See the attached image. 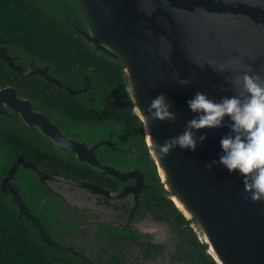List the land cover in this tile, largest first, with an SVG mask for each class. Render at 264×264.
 <instances>
[{
	"label": "water",
	"instance_id": "obj_1",
	"mask_svg": "<svg viewBox=\"0 0 264 264\" xmlns=\"http://www.w3.org/2000/svg\"><path fill=\"white\" fill-rule=\"evenodd\" d=\"M76 1L87 27V32H81L86 42L123 64L138 117L151 126L146 136L150 156L176 208L192 221L217 264H264V201L245 199L239 176L216 165L206 169L222 154L220 140L229 134L230 121L226 119L221 128L195 132L198 141L201 135L207 136L195 152L175 148L161 159L156 150L157 144L183 133L193 119L187 101L195 93L203 92L219 102L237 94L230 80L243 75V70L251 68L250 74L264 76V0ZM180 79L191 82L183 85ZM160 94L172 105L174 123L147 119L151 100ZM8 95L15 99L11 109L29 126H36L32 106L11 91L0 92V102ZM0 115H7L1 107ZM72 148L99 172L120 181L136 179L139 190L146 188L140 172L101 166L96 158L84 156L82 145L74 143ZM21 164L40 181L46 179L20 158L3 185L8 186ZM11 192L19 200L18 193Z\"/></svg>",
	"mask_w": 264,
	"mask_h": 264
},
{
	"label": "flooded vegetation",
	"instance_id": "obj_2",
	"mask_svg": "<svg viewBox=\"0 0 264 264\" xmlns=\"http://www.w3.org/2000/svg\"><path fill=\"white\" fill-rule=\"evenodd\" d=\"M3 26L1 19L0 92L11 91L28 107L32 106L37 125L29 126L20 113L11 109L14 98L8 95L0 102L7 113L0 115V124L18 127L19 147L28 142L34 159L29 160L24 153L13 154L16 160L1 181L0 189L3 192L6 188L4 194L11 196L20 216L36 230L40 243L54 252L74 256L81 264H212L215 260L208 246L199 240L192 221L185 218L189 223H183L165 201H160V205L152 199L150 192L154 187L147 182L145 172L136 168L120 171L117 167L120 161L114 153L131 156L144 164L143 160L150 156L145 133L133 132L132 122H127L123 114L120 116L123 121L112 118L105 130L104 104H98V111L93 113L89 102L80 109V104L74 102L88 94L90 87L85 85V77L57 71V66L36 49L12 43V35ZM83 31L87 32V28L79 30L81 36ZM92 96L87 95L85 100ZM1 128L0 137L8 134L7 129ZM74 143L82 145L86 149L84 156L96 158L101 166L122 173L140 172L146 188L139 190L141 186L137 187L136 179L120 181L99 172L79 159L72 148ZM0 150L6 156L11 155L6 144L1 143ZM20 158L46 176L44 181L35 177L44 188L39 201L40 214L29 206L22 193L19 175L23 170L31 174L23 164L18 166L8 186L3 185Z\"/></svg>",
	"mask_w": 264,
	"mask_h": 264
},
{
	"label": "trees",
	"instance_id": "obj_3",
	"mask_svg": "<svg viewBox=\"0 0 264 264\" xmlns=\"http://www.w3.org/2000/svg\"><path fill=\"white\" fill-rule=\"evenodd\" d=\"M1 19L4 29L12 35V43L36 49L40 55L54 63L59 72H74L85 77L83 81L90 89L88 94L74 99L75 103L80 104L79 109L82 104L89 102V109L96 113L98 104H104L102 109L105 117L102 123L105 130L109 128L110 120L118 117L123 121L120 117L123 114L127 122H132V131L143 135L141 120L132 115L134 103L130 93L126 91L128 88L123 64L95 50L81 36L79 30H85L87 27L76 0H0V22ZM88 67L92 70H88ZM87 95H93L92 99L85 100ZM2 128L7 129L8 134L1 135L0 142L8 146L11 155L6 156L0 150V183L7 175L11 163L16 160L13 154L24 153L29 160H34L30 151L32 146L28 142L24 141V147H19L21 134L18 127L9 125ZM114 156L119 158L120 166L117 167L120 171L135 168L144 171L147 182L154 187L150 192L152 199L158 203L165 201L176 217L185 224L189 223L169 198L150 156H146L144 164L124 154L114 153ZM111 180L116 181L113 178ZM19 182L29 206L40 214L39 201L44 194V188L25 170L21 171ZM190 231L193 232L192 229ZM194 238L197 240V236ZM0 264L81 263L72 255L54 252L40 243L36 230L20 216L19 208L11 196L4 194L0 189ZM212 264L216 262L212 260Z\"/></svg>",
	"mask_w": 264,
	"mask_h": 264
},
{
	"label": "clouds",
	"instance_id": "obj_4",
	"mask_svg": "<svg viewBox=\"0 0 264 264\" xmlns=\"http://www.w3.org/2000/svg\"><path fill=\"white\" fill-rule=\"evenodd\" d=\"M243 72V75L230 80L236 95L225 96L217 102L203 92L195 93L187 101L189 110L194 114L193 119L188 121L183 133L157 144L156 150L161 159L175 148L195 152L199 143L207 139L206 135H201L198 141L195 132L224 127L225 120H229L230 132L220 140L222 154L218 160L206 165V169L211 171L216 165L230 175L239 176L247 193L245 199L258 203L264 201V76L250 74L253 72L251 68ZM179 82L187 85L191 81L180 79ZM126 91L131 92L130 89ZM171 108L167 96L160 94L151 100L147 119L174 123L176 114ZM132 115L140 114L134 108ZM140 119L144 121L143 116ZM143 131L146 136L149 135L150 124L143 123Z\"/></svg>",
	"mask_w": 264,
	"mask_h": 264
},
{
	"label": "rangeland",
	"instance_id": "obj_5",
	"mask_svg": "<svg viewBox=\"0 0 264 264\" xmlns=\"http://www.w3.org/2000/svg\"><path fill=\"white\" fill-rule=\"evenodd\" d=\"M195 232H196V231H195ZM196 234H197V236H198L199 240H200L202 243H204V242L202 241V239L200 238V235H199V233H198V232H196Z\"/></svg>",
	"mask_w": 264,
	"mask_h": 264
}]
</instances>
